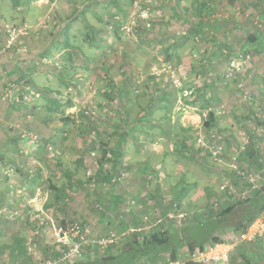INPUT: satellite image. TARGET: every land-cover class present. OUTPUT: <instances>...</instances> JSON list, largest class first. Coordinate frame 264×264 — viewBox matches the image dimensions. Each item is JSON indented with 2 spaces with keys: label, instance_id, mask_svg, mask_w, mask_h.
<instances>
[{
  "label": "rangeland",
  "instance_id": "1",
  "mask_svg": "<svg viewBox=\"0 0 264 264\" xmlns=\"http://www.w3.org/2000/svg\"><path fill=\"white\" fill-rule=\"evenodd\" d=\"M222 1L0 0V264L117 253L262 188L264 18ZM240 234L211 264H245Z\"/></svg>",
  "mask_w": 264,
  "mask_h": 264
},
{
  "label": "trees",
  "instance_id": "2",
  "mask_svg": "<svg viewBox=\"0 0 264 264\" xmlns=\"http://www.w3.org/2000/svg\"><path fill=\"white\" fill-rule=\"evenodd\" d=\"M263 1V0H261ZM260 0L254 4H258L259 17L264 18V3ZM14 4L18 5L20 0H14ZM193 4L199 13H208L211 4L206 1L193 0ZM252 4V3H251ZM253 5V4H252ZM243 23V22H242ZM241 23V26L243 25ZM240 25V23H239ZM260 26H257L258 28ZM252 34L248 38L256 45L258 50H264V46H260V35ZM248 39V41H250ZM55 102V101H54ZM56 110L59 109V102H56ZM67 122V120L65 121ZM208 125H210L208 123ZM185 187H180V189ZM264 210V185L262 188L255 190L251 197L238 202L236 206L224 208L222 211L209 216L208 218L193 223L173 225L165 230H154L149 235L139 238L134 236L128 242L121 245L117 253H108L104 255H94V251L89 247L88 253L83 257L79 255L71 261L63 264H136L140 260L150 259L155 262L156 258L162 254L169 256L170 260H177L181 255V249L188 245L192 250H203L208 243L215 244L225 241L217 232L236 234L244 231L262 211ZM212 240V241H211ZM236 249L245 264H264L260 262L257 255L251 249L248 241H240L236 244ZM157 262V261H156ZM187 264H197L189 261Z\"/></svg>",
  "mask_w": 264,
  "mask_h": 264
},
{
  "label": "built area",
  "instance_id": "3",
  "mask_svg": "<svg viewBox=\"0 0 264 264\" xmlns=\"http://www.w3.org/2000/svg\"><path fill=\"white\" fill-rule=\"evenodd\" d=\"M241 237L246 241L248 240H256L257 238H261L264 240V217L258 216L256 217L250 224V226L241 232ZM229 246L224 244L223 242H218L208 246L206 249H196L193 252V256H197L195 262L197 264L203 263H219L218 261L222 260L224 262H228L229 258L227 255V250ZM169 264H180L179 261H171Z\"/></svg>",
  "mask_w": 264,
  "mask_h": 264
},
{
  "label": "crops",
  "instance_id": "4",
  "mask_svg": "<svg viewBox=\"0 0 264 264\" xmlns=\"http://www.w3.org/2000/svg\"><path fill=\"white\" fill-rule=\"evenodd\" d=\"M198 1H203V0H196V3L198 2ZM204 1H206L208 4H211L212 6H214V5H216V4H219V0H204ZM242 1V3H241V6L242 7H244V9L245 8H247L248 6H249V2H248V0H247V2H245V3H243V1L244 0H241ZM223 2V1H222ZM232 2H234V0L232 1V0H225V2H223L222 4L223 5H226V6H230V5H232ZM258 4H254L253 3V6H257ZM225 6V7H226ZM256 13H258V12H256ZM244 18H246L247 19V17H242L241 16V19H244ZM228 20H231L230 18L228 19ZM239 23H240V25H239ZM241 23L242 22H240V20L237 22V25L239 26V27H241ZM243 24V23H242ZM2 203H3V201H2ZM30 214H31V212H30ZM22 223V222H21ZM2 234V236L4 237V238H6L7 237V230L4 228V226L1 228V230H0V235ZM1 241H3L4 242V239L3 240H1ZM0 241V242H1ZM21 242V241H20ZM12 249H14V250H22V248H23V244H21V243H15L12 247H11Z\"/></svg>",
  "mask_w": 264,
  "mask_h": 264
}]
</instances>
